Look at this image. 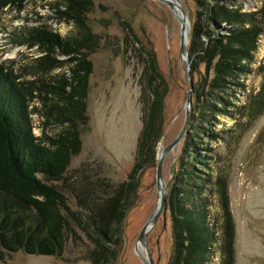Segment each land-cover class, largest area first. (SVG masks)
I'll return each mask as SVG.
<instances>
[{"label": "rangeland", "instance_id": "rangeland-1", "mask_svg": "<svg viewBox=\"0 0 264 264\" xmlns=\"http://www.w3.org/2000/svg\"><path fill=\"white\" fill-rule=\"evenodd\" d=\"M177 1L191 22L190 52L196 24L200 27L207 24L205 9L199 0ZM202 1L211 7L223 5L230 10L256 14L260 31L258 49L246 72L230 80L220 95L223 102L213 101L216 110L205 112L207 123L200 119L204 108L201 102H196L195 92L205 78L213 79L215 72L207 70L205 64L194 72L196 60L191 58L194 94L190 124L194 123L195 128L190 130L189 125L182 142L165 159L167 205L147 236L148 248L155 264L171 263L174 243L168 197L173 187L183 184V177L188 180V173L194 174L188 165L195 159L197 173L192 182L204 187L201 195L217 236L208 264H222L223 260L224 193L235 231L234 264H264V0ZM89 2L86 22L97 45L92 51L85 50L94 65L86 98L88 122L80 128V152L72 156L64 178L50 184L64 193L73 211L85 219L88 202L107 198L97 185L111 183L118 187L129 180L143 129L140 80L149 54L155 55L168 88L163 136L156 162L142 172L134 205L119 226L117 258L112 262L146 264L145 251L142 247L138 251L137 247L139 235L160 199L158 155L180 134L191 89L188 64L180 52L181 25L170 8L157 0ZM18 5H9L0 13V64L12 67L23 83L32 86L38 96L50 100L47 105L40 97L33 102L32 123L36 136L57 138L69 127L72 114L59 97L47 94L44 87L56 85L64 76L70 77L71 65L65 64L67 58L58 54L57 59L63 62L61 67L46 69L42 59L47 54L39 52V43L31 37L46 31L69 41L80 36V29L75 20L62 14L69 13L67 0H23L21 8ZM209 26L211 31H218L216 24ZM219 26L230 28L226 23ZM218 32L220 36L228 35L225 29ZM202 41L208 40L202 37ZM194 116L197 119L192 121ZM76 230V236H70L61 254L38 256L16 252L0 264H91L89 251L93 246L84 232Z\"/></svg>", "mask_w": 264, "mask_h": 264}, {"label": "trees", "instance_id": "trees-1", "mask_svg": "<svg viewBox=\"0 0 264 264\" xmlns=\"http://www.w3.org/2000/svg\"><path fill=\"white\" fill-rule=\"evenodd\" d=\"M198 2L205 9L207 24L201 27L196 24L190 55L196 60L194 72L202 64L215 72L214 78H205L195 92L196 102H201L204 108L200 119L207 123L205 112L216 110L212 102L222 103L220 95L230 80L246 72L254 60L260 31L256 14ZM18 3L21 8L23 0H0V13ZM88 6H91L89 0H67L69 13H62L76 21L80 29L78 38L65 41L46 31L31 37L39 43V52L47 54L42 59L46 69L61 67L63 62L57 59L58 54L67 58L65 64L71 65L70 77L64 76L56 85L44 87L47 94L59 97L72 114L69 127L57 138L43 139L35 135L30 108L40 96L32 86L21 81L12 67L0 64V261H6L8 255L16 252L38 256L61 254L78 229L93 246L89 251L91 264H112L117 258L119 226L134 205L139 178L156 162L168 88L155 55L149 54L140 80L143 129L129 180L118 187L111 183L97 185L103 188L101 191L107 198L102 202H88L85 219L81 213L73 211L65 194L50 184L64 178L72 156L80 152V128L88 122L86 98L94 65L85 50L92 51L97 45L86 22ZM209 23L216 24L218 31L225 29L228 35L220 36L218 31H211ZM221 23L230 28H220ZM202 37L208 41H202ZM40 98L45 105L50 102L47 97ZM196 119L192 117V121ZM194 128L191 123L190 130ZM191 139L189 135L187 140ZM196 164L195 159L189 163L194 174L188 173L190 180L183 177V184L173 187L168 197L174 243L170 264H208L212 246L217 242L207 203L201 195L204 187L194 186L192 182L197 173ZM222 197L226 213L222 264H234L235 231L228 197L225 193Z\"/></svg>", "mask_w": 264, "mask_h": 264}, {"label": "water", "instance_id": "water-1", "mask_svg": "<svg viewBox=\"0 0 264 264\" xmlns=\"http://www.w3.org/2000/svg\"><path fill=\"white\" fill-rule=\"evenodd\" d=\"M165 5H167L170 10L174 13L175 18L181 25V45H180V52L184 61L188 64V79L190 81L191 89L188 94L187 104H186V119L184 126L178 135V137L169 144L166 148H164L161 153L158 155L159 157V165L157 169V188L158 193L160 196L158 206L156 208L155 213L143 227L139 238H138V247L137 250L139 251V247L145 251L147 260H144L146 264H155L151 252L148 248L147 243V236L149 232L154 228L160 217L162 216L164 210L166 209L167 199H166V188L164 182V175H163V167L164 162L168 154L177 146L179 145L183 138L186 136L187 130L190 125L191 121V109L193 107V94H194V86H193V74L191 71V57L190 52L188 49L189 46V33H190V26L191 22L186 10L182 7V5L177 0H157Z\"/></svg>", "mask_w": 264, "mask_h": 264}, {"label": "bare ground", "instance_id": "bare-ground-1", "mask_svg": "<svg viewBox=\"0 0 264 264\" xmlns=\"http://www.w3.org/2000/svg\"><path fill=\"white\" fill-rule=\"evenodd\" d=\"M173 13V12H172ZM174 14V13H173ZM175 16V15H174Z\"/></svg>", "mask_w": 264, "mask_h": 264}]
</instances>
